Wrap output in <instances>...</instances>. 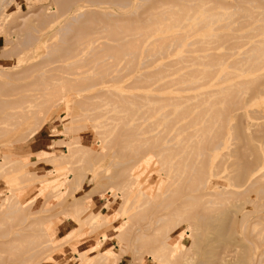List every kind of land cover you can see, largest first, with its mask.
<instances>
[{
  "label": "rangeland",
  "instance_id": "374dc122",
  "mask_svg": "<svg viewBox=\"0 0 264 264\" xmlns=\"http://www.w3.org/2000/svg\"><path fill=\"white\" fill-rule=\"evenodd\" d=\"M7 1L8 0L3 1V4L2 2L0 3V5L2 4L0 6V86H4L3 88L0 87V98L2 100H0V102H4L5 100V103L10 101V103H14L23 98H28L29 95V98H32L33 95L40 96L38 94H41L42 96L39 97L36 102L37 104L46 102V106L43 107L42 114L38 117L39 120L35 118L36 121H39L37 126L33 124L34 122H32V118L24 121V123L23 120H20L19 118L23 124L21 123L22 126L19 125L18 127L15 125L0 124V264H79L82 262L80 259L81 256L85 255L83 258L88 256L93 257L101 251L106 252L109 249L112 252H120L121 254L117 257L108 259L112 264H156L157 258H159L158 255L160 254L155 251L156 245L152 240V234L157 226L164 224L163 222H155L156 217L158 214L165 213H171L174 215L169 217V223L162 230V234L166 233L172 236V240L177 246H181L182 244L186 245L189 248L186 259H189L188 261L190 264H198L204 256H207V253H204L205 248L208 243L214 239V236H209L210 239L208 236V238L204 237L207 234L210 235V233H212L211 235H215L217 230L213 231V229H210L213 228V225L212 227L207 228L209 226L204 225L203 222L197 220L196 216L197 213L202 210L201 208L208 209L209 207H213V205L212 213L213 215L216 213V215L212 217L216 218L215 221L213 219L214 223L212 222V224L221 227L223 233H228L223 242H225V245H227L230 250L236 248L238 251L237 254H234L236 255V259L229 257V259L233 260L231 263L242 264L243 262L241 258L247 255V258L245 257L247 260H245V258L243 259L244 262L247 261V264H249V262H251L250 264H260L261 262V264H263L264 256L262 257L258 255L264 246V209L260 212L258 210V203L264 200V177H262L256 185L249 186L246 182L236 179L234 174L239 172V168L243 167V162L246 161L245 163L249 164L250 162L255 161L253 160V158H256L255 154L258 152L259 154H264V95L259 93L258 98L256 97L257 93L250 96V93L252 92H242L241 103L237 104L239 106L234 104L229 106L227 117L230 126L227 125L222 128V132L224 131L223 133L225 134V139H227L225 141L226 143L222 147L213 151L211 156L208 157L206 155L207 152H210V149H208L209 142L204 139L203 135H208L210 133L214 134L215 132V130L213 132L206 130L209 119L207 104L208 101L215 99V97L205 96L199 99L192 98L180 102L181 106H186L187 108L185 110V115L183 116L184 119L178 123L173 121L176 123L175 124L169 122V119L171 120V117L174 116V114H171L170 116L166 115L165 117L162 114L167 111L170 113L172 108H174V105H171L172 101H169L170 104H168L167 100L165 103L158 104L157 102L159 100L164 99V97H167L168 95L166 94V91L154 90V88L160 83V80L163 77L162 74L167 75L172 71H177L180 67H182V69L177 72H185L192 67H202L201 65L193 64L188 60H183L171 65L169 64L170 61L177 60L184 55V57H187L189 55L206 54L211 50L202 49V46L197 43L193 44L194 46H186L179 54L177 53L180 48H173L172 51L167 54L160 56L159 54H156V56H151L148 52L142 49L136 54L138 58L136 56L137 64L136 66H133L135 69L132 67L133 69L131 68V70L130 66L134 61L129 60V55H123L124 60L122 59L123 56L121 58L119 57L120 59L117 61L116 58L115 61L114 58L113 60L111 58L113 62L108 60V63L112 62L115 64L118 62L119 65L118 63L115 65L118 68L115 70L112 68L111 74H108L109 77H107L108 75H103V78H101L102 80L93 77L94 80H97V85L75 95L74 93H76V90H74V88L76 87V84L75 86L68 85L69 83H67V79L64 78V75L70 78L78 77V75H67L64 72L77 73L79 70L78 73H80L83 68L82 72H88L87 75L91 76L93 73H97V69L100 68L93 63V68L91 66L93 70H84V68H88L89 65L84 62L88 61V63H90L91 61H89V58L92 55L86 51L81 54L79 53L83 59L90 56L88 57V60L85 59V61L78 62L76 59L80 56L73 59L74 61H72V59L68 61L58 60V56L63 55L64 53L62 49L67 46H72L75 36L80 32L90 33L93 29V26L89 23H83L92 19L89 15L81 17L78 21L71 20L72 15H74L72 13H78L79 11H77V7L82 4L81 2L84 3L85 0H68L65 2H57L56 0ZM154 1L133 0L132 6L134 8L139 6V13L136 16H131V18L140 19L139 16H141L143 11L148 8L149 5H152ZM229 2H231V4ZM240 2L241 1L239 0H228L230 6H222L230 7V9L233 10L232 7H235L234 9H236ZM263 2V0H258V3H256L259 7V11H264ZM73 3L75 5H73ZM225 3L227 4L226 0ZM245 3H248V1L245 0ZM237 4L238 6H236ZM211 5L212 3H208V6ZM41 7L43 8L41 9ZM87 8L88 7H85L81 9V11L85 12ZM91 8L96 9L97 7L91 6ZM49 10L50 12H48ZM107 10H112L115 12V15L112 17L103 16V21L114 22L117 18H122L120 15L122 10L115 7L111 8L110 5L103 4V13ZM123 10H127V8H124ZM56 11L61 14L59 13V15ZM125 15L128 14L125 13ZM49 17H51L53 19L50 18L51 21L54 22H51ZM59 19L61 23L58 22ZM233 20L234 21L230 22L228 25L216 30V32L235 34V37L232 35L231 37H228L227 40H224L227 43L223 41V45L222 43L220 44L221 46L218 45L220 47L217 51L225 54L223 60H227L226 62L232 60L230 57L231 55H228L229 52L233 50L242 52L251 45V42L264 39V28H260L257 31L255 30L257 26L264 24V20L261 16L256 15L252 18L249 16H239L233 18ZM43 21L44 23L42 24ZM226 21L227 20L217 21L212 26L218 27L219 25L226 24ZM188 22L189 20H187L186 16L181 20L182 25H185ZM53 23L54 25H57L51 27L50 25ZM87 24L89 25L87 26ZM68 25L71 27V30L67 27ZM65 26L69 30H67ZM75 26L77 27L76 30ZM63 27H65V30L62 31V29H64ZM187 28L188 27H181L180 31H186ZM58 29H60V31H58ZM204 29H201L199 33ZM41 30H43V32ZM45 32L49 37L44 35ZM62 33L65 35L62 36ZM173 33L174 31L172 30L165 33L156 32L153 35V38L170 36ZM27 34L39 36L42 41L35 40L33 41V44L32 42L27 43ZM43 35L44 38L46 37L45 39L43 38ZM129 35H131V33L127 34L125 39L133 38V36ZM61 36L63 38L66 36V38L62 40ZM67 37H69L68 40L71 39V41H68ZM199 37H201V35L195 33L189 35L187 40L193 42ZM104 38L105 37H103V41L110 44L115 43L111 39H107L109 38L108 36L105 39ZM20 40H23L24 42L20 43ZM39 41L44 42V44H41ZM233 42H241V45L233 49ZM60 44L63 48L60 47ZM228 44H230L229 46L231 49L227 46ZM35 45L36 47H34ZM19 48L25 52H20ZM189 48L197 49L198 51L189 54ZM50 50H53V52H50ZM47 53L52 55L48 57ZM105 55L103 56V61L105 60L103 62L104 67H101L104 69L103 72L106 70L105 63H107V56ZM242 56H244V53L237 54L233 58ZM147 58L152 59H150L151 61L149 60L150 63L145 61ZM119 60L122 61L120 62ZM126 60L127 62L130 61L129 64L126 62L127 65L124 63ZM142 62L145 64H142ZM68 63L70 64V67H68ZM73 63L75 65L80 64L77 65V70H73V68H75ZM186 65L188 67H183ZM80 66H82V68ZM124 66L126 67L124 68ZM230 66L231 67H229L228 70H235L236 67L238 71H243L245 68L243 64H235V67L232 65ZM95 67L98 68L95 69ZM163 67L166 69L165 71ZM127 68L129 70H127ZM26 69L29 71L25 72ZM49 69L50 71H47ZM62 69L64 72H62ZM117 69H119L118 72ZM120 71L123 72L121 73ZM8 72L11 74L10 76ZM42 72L44 74H42ZM147 72L151 75L148 74L147 76ZM6 73L9 77L6 76ZM255 73L256 75L254 78H256V87H258V89L262 88L260 86L264 87V84H262L264 82V66ZM40 75L42 76L40 77ZM51 77L56 78H54V80ZM115 77L116 79H114ZM38 78H40V80ZM137 78L140 81L137 82ZM63 80L65 82H63ZM155 80L159 81L154 82ZM215 80L217 83L213 87L205 88L204 90L218 89L219 87L227 85L229 82H234L237 79L221 80L219 75L216 74ZM134 81H136V83H134ZM258 81L261 82L260 84L262 85H259ZM35 82H38L40 86L38 83L35 84ZM146 82L147 84L152 82L154 84L151 86L149 85L150 87H146ZM28 83L35 87L39 86V89H34V86L32 87L30 84L31 87L28 88ZM140 84L142 87H139ZM144 85L146 86L144 87ZM22 86L25 91L19 93L21 90L19 87ZM51 86L52 88L50 89ZM65 87H68L69 89ZM13 88L15 89L11 93V89L13 90ZM78 88H80V86L78 87L77 85L76 89L78 90ZM16 89H19V91L17 92ZM48 90L53 91V93ZM28 92L31 93L29 94ZM33 92L35 94H32ZM42 92L45 94H42ZM80 94L82 95L81 97ZM244 96L246 98H244ZM153 102H155V104ZM216 105H218L217 107H219V105L221 106L220 103ZM216 105L214 106L215 108ZM7 111L12 110L7 109ZM238 114L244 117L241 118ZM2 117H4V113H0V118ZM13 121L15 123V121L18 120L13 119ZM181 123L185 124L184 127L182 126L180 128L179 125ZM3 127L6 128L3 129ZM34 128L36 129V132L35 135L32 136L31 131ZM260 131H262V134ZM255 133L258 135V138L254 135ZM239 134L240 136L244 135V137L241 136V138ZM183 139H185V141ZM181 140L184 141V143ZM202 140L204 142H202ZM186 142L187 144H185ZM248 142H250V144H248ZM140 144H144V146H141ZM257 144L260 150L255 148ZM253 145L255 146L253 147ZM203 147L206 149L205 151L203 150ZM68 148H72L76 153H73L68 159H65L67 157H64V154L67 152ZM200 152L203 154H200ZM145 155L150 157L148 158L150 163L148 162L147 157L144 159L148 163L142 158ZM241 156H243L242 159ZM141 158L143 160L140 161V164H137L136 162ZM65 161H67V163ZM167 163L169 164L167 165ZM134 164H137V166L135 167ZM245 165V167H248L247 164ZM63 166H66L64 170L62 169ZM51 170H55V172H51ZM134 170L136 171L133 172ZM27 171L29 173L32 172V175L30 173L26 176L24 173H28ZM130 173L133 174L131 175ZM137 175H140L139 178ZM14 177H20V181H27L28 179L29 181L25 183V181L20 182L18 180L17 182L12 183L11 180ZM41 180H50L54 185L52 187L49 186L50 188L45 186L46 188L43 187L41 189L38 187L37 183H40ZM204 182L208 185L205 188L198 190L197 186L201 185L203 187L202 183ZM80 184L82 186L78 189ZM67 188H69L68 195L66 193V195L64 194L65 196H63L62 194ZM110 188H112L114 192L111 191ZM130 189L132 190V193H130ZM253 189L254 191H252ZM140 190L142 192H147L146 194H149L150 192L152 197L151 194L149 195L150 197L145 196L144 194L139 197L141 200L140 203L143 204L141 208L144 210L141 209L142 211L138 212L139 215L137 214L127 223L126 219L121 216V207L124 202L127 203L128 206H133ZM88 192L92 193V196L87 200L90 205L89 209L81 212L79 215H77L78 213L66 214L67 211L70 212L69 208L72 201ZM206 192L207 197L205 195L201 199L198 197V195L201 196V194H206ZM211 193L214 194V204L208 202V200H210L209 198H211ZM188 194L189 197L187 198ZM190 195H197V197L193 196L194 199L196 197L198 198L197 201H199V199L201 201L200 204L196 201L197 204L195 203L194 206L201 205V208L196 207V209H193V213L188 211L190 209L189 207H191V209L194 208L193 205V207L191 206L193 199L191 200ZM256 195L257 198H255ZM127 198L128 200L126 202L125 200ZM189 198L190 200L188 202L192 201L190 205L185 202V200ZM10 201L16 203L20 207V210L14 214H11L8 208ZM160 203L163 206L160 205ZM158 204L161 209L158 208ZM21 207L23 208L21 209ZM157 209L158 212L155 214ZM92 211L99 212L100 214H108V216L103 219L99 217L98 219L90 221L88 218ZM118 211H120V213ZM133 212H135V210ZM5 213H7V216ZM260 213L263 215L261 218L258 217V214ZM75 214L79 217L78 220V217L76 218ZM246 216L249 217L247 218ZM197 223H200V227ZM126 224V230L124 229V231L127 232L126 236H123L122 238L118 237L119 231L116 228L120 225ZM244 224L246 225V229L244 228ZM19 228L23 229L20 230ZM197 228L199 230H197ZM15 231L20 232L21 235L15 236ZM140 235L146 236L137 240ZM136 236L138 238H136ZM65 237L69 238L65 239ZM254 237L257 239H253ZM14 238L15 241L13 243L6 245L10 239ZM51 238H53V240H50ZM120 238L123 239L122 244L127 248L126 253H121L122 245ZM134 238H136V240ZM48 240L50 241L47 242ZM206 240L207 242H205ZM52 241L54 242L52 243ZM98 242L100 243V247H97ZM243 242H246L249 245H246L245 247ZM251 242H253L254 246ZM36 244L35 253L32 250L28 251L31 245L34 246ZM247 249L248 251H246ZM253 249L255 251H253ZM153 250L155 252H152ZM243 250L245 253L249 252L250 254L246 253L245 255ZM111 251H108V253H111ZM262 251H264V249ZM164 260L169 261L168 259ZM185 261L186 260L182 263H185ZM87 263L94 264V260L92 258H87ZM243 264H246V262Z\"/></svg>",
  "mask_w": 264,
  "mask_h": 264
},
{
  "label": "bare ground",
  "instance_id": "6f19581e",
  "mask_svg": "<svg viewBox=\"0 0 264 264\" xmlns=\"http://www.w3.org/2000/svg\"><path fill=\"white\" fill-rule=\"evenodd\" d=\"M3 1L5 0H0V3L2 2L3 4ZM9 1V0H8ZM7 1V2H8ZM57 2H65V1H68V0H56ZM72 1H76V0H72ZM79 1V0H77ZM145 1H149V0H145ZM154 1V0H153ZM230 1V0H229ZM236 1V0H235ZM241 1L239 6L238 4L236 6V9H234L235 7H232L233 10L230 9V7H225V6H222V5H229L231 4V2L228 3V0H226L227 4L225 3V0H155L154 3L152 5H149L148 8H146L144 11H143V14L140 17V19H133L131 18V16H136L138 13H139V6L134 8L132 6V2L133 0H85V2H81L82 4L79 5L77 7V11H79L78 13H72L74 15H72L71 17V20L72 21H78L81 17L83 16H86V15H89L92 19H90L89 21H85L83 23H89L90 25L93 26V29L91 30L90 33H79L77 36H75L74 38V42H72V46H67L65 48L61 47V44H60V47L63 48L62 50L64 51L63 55H59L58 56V60H62V61H68V60H71L74 61L73 59H76L78 56H80V54L84 51L88 52L89 54L91 53V57L89 58V61H91L90 63L87 62H84L88 65V68H84L85 71H87L88 69H92L93 68V65L96 64L98 65L100 68L98 67H95L98 68V72L97 73H93V75L89 76L87 75L88 72H82L83 68L82 66H80L81 68V72L78 73H75V72H64L63 69H62V72L66 73L67 75H78V77H75V78H70V77H67L64 75V78L67 79V83H69L68 85L70 86H75L76 84V87L78 85V87L80 86V88H78V90L76 89V87L74 88V90H76V93H74L75 95L76 94H79L81 91H85L95 85H97V80H94V78L96 79H99V80H102L101 78H103V75H110L111 74V70L112 68H114V70L116 68H118L117 66V63L113 64L112 60L114 58V61H115V58H116V61L118 59H120L123 55H129L130 56V59L131 61H134L132 62L133 64L135 65H131L130 66V70L133 66H136L137 64V60H136V54L139 53L140 50L144 49L146 52H148L151 56L152 55H155L156 54H159L160 55H164V54H167L169 52L172 51V49H177V48H180V50H178V53H181V51L186 47V46H191L193 44H197L199 43L202 47V49H208V50H211L209 53H206V54H200V55H189L187 57H180L179 59L177 60H172L169 62V64H175V63H179L183 60H188L190 62H192L193 64H199L201 65L202 67H197V68H194L192 67L191 69L185 71V72H177L179 70L182 69V67H180L177 71H172L171 73L167 74V75H163L162 74V78L160 80V83L157 84L154 88V90H164L166 91V94L168 95L167 97H164V99H161L159 100L157 103L158 104H162V103H165V101L167 100L168 101V104H170L169 101H172L171 105H174V108H172V110L170 111V113L165 112V113H162L163 116L165 117L166 115L170 116L171 114H174V116L171 117V120L169 119V122L170 123H178L179 121L183 120V116L185 115V110H186V106H181L180 105V102H182L183 100H186V99H192V98H202V97H205V96H214L215 99H212L210 101H208V104H207V108H208V114H209V119H208V127L206 128L207 131L209 132H214V134L210 133L208 135H203L204 139L207 140L209 142V148L210 149L209 151L211 152H207V155L206 156H211L212 152L215 151L216 149L222 147L226 142L227 139H225V134L222 132V128L225 127V126H230V123H229V120H228V117H227V113H228V108L230 105L234 104V105H237V104H240L241 103V93L242 92H252L250 93V96L253 94L255 95L256 93V97L259 98V93L264 95V90H263V86H260L262 88H259L256 87L255 85V81H256V78H254V76L256 75L255 72L259 71L261 69L262 66H264V39H260V40H255V42H251V45L246 48L244 51H238V50H233L231 52L228 53V55H231L230 57L232 58L231 61H224V57H225V54L224 53H221L219 51H217L219 49V47L221 46L220 44L222 43L223 45V41L224 40H227L228 37H231L232 35H234L235 37V34H231V33H222V32H216V30H218L219 28L221 27H224L225 25H228L230 22H233V18H236V17H239V16H249V17H254L256 15L258 16H261L264 20V11H259L258 10V6L256 5V3H258V0H253V1H248V3H245V0L243 2V0H239ZM262 1V0H261ZM264 1V0H263ZM238 2V1H237ZM11 3V2H10ZM54 3V1H53ZM56 3V2H55ZM208 3H212L211 6H208ZM235 3V2H234ZM264 3V2H263ZM1 4V5H2ZM65 4V3H64ZM78 4V3H77ZM76 4V5H77ZM80 4V2H79ZM103 4H106V5H110V7H115L119 10H122V13H120V15L122 16V18H117L114 22L113 21H103V16L104 17H112L115 15V12H113L112 10H107L103 13ZM0 5V6H1ZM73 5H75L73 3ZM71 6V5H70ZM91 6H96L97 8L96 9H93L91 8ZM264 6V4H263ZM49 7V6H48ZM47 7V8H48ZM61 7V6H60ZM73 7V6H72ZM85 7H88L87 10L84 12V11H81V9L85 8ZM90 7V8H89ZM169 7H172V8H169ZM262 7V6H261ZM43 7H41L42 9ZM65 8V7H64ZM75 8V6H74ZM124 8H127V10H123ZM40 9V10H41ZM61 9V8H60ZM99 9V10H97ZM106 9V8H104ZM47 10V9H46ZM56 10H59V9H56ZM66 10V9H65ZM85 10V9H84ZM71 11V10H70ZM73 11V10H72ZM47 12V11H46ZM50 12V10L48 11ZM57 12V11H56ZM63 12V11H62ZM65 12V11H64ZM76 12V11H75ZM58 14L60 12H57ZM67 13V11H66ZM128 14V15H125ZM61 14V13H60ZM59 14V15H60ZM65 14V13H64ZM50 15V14H49ZM67 15V14H66ZM117 15V14H116ZM5 16V14H4ZM3 16V17H4ZM71 16V15H70ZM186 16L187 17V20H189V22L185 25H182L181 24V20L182 18ZM2 17V18H3ZM6 17V16H5ZM53 17V16H52ZM66 17V16H65ZM119 17V16H118ZM27 18V17H26ZM26 18H23V19H26ZM51 17H49L50 19ZM52 19V18H51ZM50 19V21H51ZM53 20V19H52ZM57 20V19H56ZM220 20H227L226 21V24H223V25H219L218 27H215V26H212L215 22L217 21H220ZM38 21V20H37ZM36 21V22H37ZM51 22H54V21H51ZM49 22V23H51ZM60 22V19L59 21ZM57 22V23H58ZM71 22V21H70ZM69 22V23H70ZM1 23V22H0ZM44 23V21L42 22V24ZM56 23V22H55ZM61 23V22H60ZM73 23V22H71ZM70 23V24H71ZM78 23V22H77ZM87 24V26L89 25ZM54 23L51 24L50 26L53 27ZM57 25V24H55ZM54 25V26H55ZM59 25V24H58ZM77 26V25H76ZM75 26V30H76V27ZM49 27V26H48ZM66 27V26H65ZM65 27H63L65 30ZM70 30H71V27H69V25L67 26ZM66 27V28H67ZM181 27H188L186 31H180V28ZM62 28V27H61ZM60 28V29H61ZM67 28V30H69ZM206 28V29H204ZM260 28H264V24H261L259 26L256 27V31L259 30ZM1 29V28H0ZM60 29H58V31H60ZM201 29H204L201 33H199L201 31ZM29 30V29H27ZM66 30V32L68 33V31ZM174 31V33L170 36H162V37H159V38H153V35L156 33V32H160V33H165L167 31ZM43 32V30H41ZM45 31V30H44ZM48 31V29H47ZM80 31V30H79ZM33 32V31H32ZM61 33V32H60ZM64 33V32H63ZM61 34L62 36L65 35V34ZM104 33V34H103ZM129 36H133V38H128V39H125L126 35L127 34H130ZM195 33H198L199 35H201V37L195 39L193 42H189L187 40L188 36L191 35V34H195ZM40 34V33H38ZM47 33L45 32L44 35H46ZM44 35H43V38H44ZM14 36V35H13ZM48 36V35H46ZM61 36V37H62ZM67 36V34H66ZM66 36H64V38L62 37L61 39L64 40L66 38ZM109 37L107 39H111L112 41H114L115 43L113 44H110L106 41H103V37ZM49 37V36H48ZM47 37V38H48ZM237 37V36H236ZM18 38V37H17ZM27 38V43H31L33 44V41L35 40H40L42 41L41 37L39 36H34L32 34H27L26 36ZM46 38V37H45ZM44 38V39H45ZM69 37H67V40H68ZM72 38V37H71ZM104 38V39H105ZM73 39V38H72ZM230 39V38H229ZM25 40V39H24ZM61 40V41H62ZM19 41V40H18ZM39 41V42H40ZM68 41H71L68 40ZM68 41H65V42H68ZM24 42L23 40L21 41L20 40V43ZM26 42V41H25ZM39 42H38V45H39ZM64 42V41H62ZM225 42V41H224ZM41 44L44 42H40ZM227 43V42H225ZM224 43V44H225ZM231 43V42H230ZM25 44V43H23ZM21 44V45H23ZM36 44V43H35ZM40 44V45H41ZM220 45V46H218ZM230 44H228L227 46L230 48L229 46ZM241 45V42H233L232 43V46H233V49L234 48H237ZM52 46V45H51ZM64 46V45H62ZM194 46V45H193ZM24 47V46H23ZM36 47V45L34 46ZM59 47V45H58ZM200 47V46H199ZM226 47V46H225ZM22 48V46H21ZM33 48V47H32ZM60 48V49H61ZM17 49V48H16ZM28 49V48H27ZM36 49V48H35ZM34 49V50H35ZM187 49V48H186ZM231 49V48H230ZM20 50V48H19ZM32 50V49H31ZM57 50V49H56ZM116 50V51H115ZM24 50H20V52H22ZM53 52V50H50V52ZM59 51V50H57ZM103 51H104V54H103ZM115 51V52H114ZM186 51V50H185ZM195 51H198L197 49H193V48H189L188 49V52L189 54L191 53H194ZM203 51V50H201ZM25 52V51H24ZM31 52V51H30ZM33 52V51H32ZM113 52V53H111ZM28 53V52H27ZM80 53V54H79ZM227 53V52H226ZM241 53H244V56L242 57H238V58H233L235 55L237 54H241ZM29 54V53H28ZM35 54V53H34ZM86 54V53H85ZM106 54V55H105ZM141 54V53H140ZM48 57L51 56L50 54H48ZM107 56V63H108V60H111L112 58V62H109L108 65L107 63H105V67H106V70L103 72V68L101 67H104L103 66V56ZM145 55V54H144ZM34 56V55H33ZM32 56V58H33ZM154 56V57H155ZM227 56V55H226ZM84 57V55H83ZM86 57V56H85ZM88 57H86L85 59L88 60ZM120 57V58H119ZM30 58V57H29ZM31 58V59H32ZM110 58V59H109ZM135 58V60H134ZM138 58V56H137ZM27 59V58H26ZM85 59H83L81 56L78 57L76 60L79 62L81 61H85ZM106 59V58H105ZM124 60V56L122 58ZM133 59V60H132ZM145 59V58H144ZM151 58H147V61L148 63L149 60ZM229 59V58H228ZM128 60V59H127ZM127 60L124 62L126 64ZM152 60V59H151ZM150 60V61H151ZM26 61V60H25ZM71 61V62H72ZM120 62L122 60H119ZM49 62V61H48ZM130 62V61H129ZM129 62H127L129 64ZM70 63V62H69ZM68 63V67H70V64ZM94 63V64H93ZM112 63V64H111ZM147 63V65H148ZM77 64V63H76ZM142 64H145L142 62ZM235 64H243L245 66L244 70L243 71H238V69H236L235 67ZM73 65L75 66V68H73V70H75L77 68V65H80V64H77L75 65L73 63ZM86 65V66H87ZM119 65V63H118ZM124 65V64H123ZM127 65V64H126ZM230 65L234 66L235 67V70H228L229 67H231ZM92 66V68H91ZM1 67V66H0ZM19 67V66H17ZM40 67V66H39ZM67 67V66H66ZM79 67V66H78ZM85 67V66H84ZM126 66H124L125 68ZM183 67H188L187 65L186 66H183ZM233 67V68H234ZM123 68V69H124ZM129 68V67H128ZM127 68V70H129ZM135 69V67H133ZM132 68V69H133ZM160 68V67H159ZM164 68V67H163ZM2 69V68H1ZM35 69V67H34ZM57 69V68H56ZM67 69V68H66ZM65 69V70H66ZM122 69V70H123ZM32 70V69H31ZM37 70V69H36ZM77 70V69H76ZM93 70V69H92ZM96 70V71H97ZM113 70V71H114ZM160 70H163V69H160ZM166 69L164 68V71ZM168 70V69H167ZM1 71V70H0ZM8 71V70H7ZM26 71H29L28 69L25 70ZM47 71H50L47 70ZM112 71V72H113ZM119 71V69H117V72ZM126 71V70H125ZM4 72V71H3ZM6 72V71H5ZM23 72V71H22ZM31 72V71H30ZM116 72V71H115ZM121 72V71H120ZM123 72V71H122ZM121 72V73H122ZM163 72V71H161ZM41 73V72H40ZM144 73V72H143ZM7 74V73H6ZM9 74V72H8ZM8 74L6 76H8ZM42 74H44L42 72ZM118 74V73H117ZM124 74V73H123ZM145 74V73H144ZM148 74L150 73H146V75L148 76ZM216 74L219 75V78H221V80H228V79H237L236 81L234 82H229L227 85H224V86H221L219 87L218 89H213V90H204L205 88H210V87H213L217 82L215 80V76ZM11 74H9L10 76ZM14 75V74H12ZM20 75V74H19ZM28 75V74H27ZM57 75V74H56ZM109 75L107 77H109ZM119 75V74H118ZM122 75V74H121ZM151 75V74H150ZM8 76V77H9ZM16 76V75H14ZM42 75H40L41 77ZM54 76V75H53ZM123 76V75H122ZM156 76V75H155ZM5 77V76H4ZM18 77V75H17ZM38 77V76H37ZM44 77V76H43ZM57 77V76H56ZM56 77H51L52 79L56 78ZM61 77V76H59ZM105 78V77H104ZM120 78V76H119ZM143 78V77H141ZM40 80V78H38ZM61 79V78H60ZM116 79V77L114 78ZM136 79V78H135ZM134 79V80H135ZM158 79V78H157ZM260 79V78H259ZM55 80V79H54ZM153 80V79H151ZM159 80H155L154 82H158ZM137 82L140 81L136 80ZM136 81H134V83H136ZM48 82V81H46ZM50 82V81H49ZM63 82H65L63 80ZM62 82V83H63ZM90 82V83H88ZM148 82V81H147ZM146 82V84H147ZM259 82V81H258ZM263 82V81H262ZM34 83V82H33ZM38 82H35V84H37ZM78 83V84H77ZM144 83V82H143ZM150 83V82H149ZM221 83V82H220ZM261 82H259V85H262L264 84V82L262 84H260ZM28 83V88L32 86V84ZM39 84V83H38ZM44 84V83H43ZM47 84H50V83H47ZM53 84V83H52ZM66 84V83H65ZM145 84V83H144ZM152 84H154L153 82L150 83V84H147L144 85V87H148L149 85L151 86ZM8 85V84H7ZM27 85V84H26ZM24 86V85H23ZM22 87H19V89H21L19 91V89L17 90V92L19 91L22 92V91H25V89ZM34 86V85H33ZM32 86V87H33ZM40 86V84H39ZM38 86V87H39ZM47 86V85H46ZM50 86V85H49ZM65 86V85H64ZM69 86V88H70ZM149 86V87H150ZM258 86V85H257ZM2 87V85L0 86ZM4 87V86H3ZM2 87V88H3ZM38 87H35L34 86V89L38 88ZM139 87H142L141 84L139 85ZM1 88V89H2ZM26 88V86H25ZM52 88V86L50 87V89ZM59 88V87H58ZM61 88V87H60ZM65 88H68V87H65ZM68 88V89H69ZM15 88H13V90L11 89V93L14 91ZM23 89V90H22ZM32 89V88H31ZM30 89V90H31ZM33 89V90H34ZM39 89V88H38ZM44 89V88H42ZM48 89V88H47ZM64 89V88H63ZM72 89V87H71ZM70 89V90H71ZM145 89V88H143ZM262 89V90H261ZM3 90V89H2ZM15 90V92H16ZM27 90V89H26ZM45 90V89H44ZM43 90V91H44ZM57 90V89H56ZM4 91V90H3ZM49 91V90H48ZM47 91V93H48ZM100 91V90H99ZM51 93H53V91H49ZM69 92V91H68ZM8 93V92H7ZM29 93V92H28ZM31 93V92H30ZM29 93V94H30ZM38 93V92H37ZM40 93V92H39ZM46 93V94H47ZM255 93V94H254ZM23 94V93H22ZM32 94H35L34 92ZM31 94V96H32ZM42 94H45L42 92ZM50 94V93H49ZM69 94V93H68ZM102 94V93H101ZM104 94V93H103ZM106 94V93H105ZM115 94V93H114ZM40 96H37V95H33L32 98H23L21 100H18L14 103H10V102H6L5 103V100L4 102H0V113H4V117L0 118V124H5V125H15V126H19L24 123V121H27L29 119H33L32 122H34L33 124L35 126L38 125V122L39 121H36L35 118L38 119V117L40 116V114H42V110H43V107L46 106V102H43V103H39L37 104L36 100L41 97L42 95L41 94H38ZM100 95V94H99ZM118 95V94H117ZM116 95V96H117ZM78 96V95H77ZM82 95L80 94V97ZM249 96V97H250ZM261 96V95H260ZM45 97V95H44ZM99 97V96H98ZM111 97V96H110ZM12 98V97H11ZM244 98H246L244 96ZM248 99V98H247ZM1 100V98H0ZM102 100V99H101ZM112 100V99H111ZM116 100V99H115ZM114 100V101H115ZM150 100V99H149ZM152 100V99H151ZM243 100V99H242ZM250 100V99H249ZM253 100V99H252ZM2 101V100H1ZM96 101V100H95ZM146 102V101H144ZM9 103V104H7ZM155 104V102H153ZM205 103V102H204ZM221 104V106L219 105V107H217L218 105L216 104ZM123 104V103H122ZM182 104V103H181ZM216 105V108L214 107ZM113 106V105H111ZM129 106V105H128ZM161 106V105H160ZM165 106V105H164ZM239 106V105H237ZM244 106V104H243ZM163 107V106H162ZM122 108V107H121ZM7 109H11L12 111H7ZM150 109V107H149ZM195 109V108H194ZM159 110V109H158ZM94 111V110H93ZM100 111V110H99ZM153 111V110H152ZM203 111V110H202ZM234 111V110H233ZM232 111V112H233ZM237 111V110H236ZM245 113V112H244ZM246 114V113H245ZM124 115V114H123ZM239 115V114H238ZM242 115V113H241ZM239 115V117L241 116ZM162 116V115H161ZM129 117V116H128ZM144 117V116H143ZM232 117V116H231ZM244 117V116H243ZM241 116V118H243ZM23 120V123L19 120ZM13 119H17L18 121H13ZM35 119V120H34ZM143 119V118H142ZM197 119V118H196ZM163 121V120H162ZM161 121V122H162ZM175 121V122H173ZM231 122V121H230ZM22 123V124H21ZM31 123V122H30ZM101 123V122H100ZM103 123V122H102ZM129 123V122H128ZM175 123V124H176ZM255 123V122H254ZM257 123V122H256ZM184 124L185 123H181L179 125V127L181 128L182 126L184 127ZM244 124V123H242ZM129 125V124H127ZM126 125V126H127ZM138 126V125H137ZM165 126V125H164ZM246 126V125H245ZM9 127V126H7ZM16 127V128H17ZM110 127V126H109ZM113 127V126H112ZM178 127V128H179ZM6 127H3V129H5ZM28 128H29V125H28ZM189 128V127H188ZM217 128V129H216ZM243 128H244V125H243ZM1 129V128H0ZM19 129V128H18ZM109 129V128H108ZM107 129V130H108ZM105 130V129H104ZM177 130V129H176ZM179 130V129H178ZM183 130V129H182ZM254 130V129H253ZM264 130V129H263ZM262 130V131H263ZM8 131V130H6ZM18 131V130H17ZM152 131V130H151ZM150 131V132H151ZM241 131V130H240ZM257 131V130H256ZM259 131V130H258ZM262 131L261 134H262ZM10 132V131H8ZM35 132H36V129L34 128L32 131H31V134L32 136L35 135ZM149 132V133H150ZM204 132V131H203ZM254 132V131H253ZM6 133V132H5ZM11 133V132H10ZM241 133V132H240ZM247 133V132H246ZM258 133V132H257ZM159 134V132H158ZM182 134V133H181ZM253 134V133H252ZM260 134V133H259ZM264 134V133H263ZM5 135V134H4ZM30 135V134H29ZM28 135V136H29ZM142 135V134H140ZM194 135V134H193ZM248 135V133H247ZM256 135V137L258 136L256 133L254 134ZM31 136V135H30ZM177 136V135H176ZM184 136V135H183ZM197 136V135H195ZM240 136V134H239ZM242 137H244V135H241ZM240 136V137H241ZM260 136V135H259ZM156 137V136H155ZM237 137V136H236ZM241 137V138H242ZM249 137V136H248ZM252 137L254 138V136L252 135ZM173 138V137H172ZM171 138V139H172ZM258 138V137H257ZM154 139V138H153ZM176 139V138H175ZM250 139V137H249ZM248 139V140H249ZM256 139V138H255ZM254 139V140H255ZM185 141V139H183ZM251 140V139H250ZM160 141V140H159ZM164 141V140H163ZM182 141V140H181ZM184 141H182L184 143ZM201 141V140H200ZM206 141V142H207ZM264 141V140H263ZM180 142V141H179ZM181 142V143H182ZM202 142H204L202 140ZM251 142V141H250ZM250 142H248V144H250ZM69 143V142H68ZM142 143V142H141ZM175 143V142H174ZM173 143V144H174ZM180 143V144H181ZM263 143V142H262ZM139 144V143H137ZM154 144V143H153ZM187 144V142L185 143ZM256 144V143H255ZM68 145V144H67ZM141 145V144H140ZM171 145V144H170ZM184 145V144H183ZM141 146H144L141 145ZM180 146V145H179ZM178 146V147H179ZM255 145H253L254 147ZM258 144L255 146V148L259 149V146ZM158 147V146H157ZM155 147V148H157ZM167 147V146H165ZM139 149V148H138ZM184 149V148H183ZM200 149V148H199ZM103 150V149H102ZM203 150L205 151L206 149H204L203 147ZM202 150V151H203ZM260 150V149H259ZM257 150V151H259ZM165 151V150H164ZM184 151V150H182ZM254 151V150H253ZM131 152V151H130ZM235 152V151H234ZM237 152V150H236ZM73 153H76L74 152V150L72 148H68L67 152L64 154V157H67L65 159H68V157H70L71 155H73ZM256 153V152H255ZM199 154V153H198ZM200 154H203L200 152ZM199 154V155H200ZM238 154V152H237ZM244 154V153H243ZM250 154V153H249ZM236 155V154H235ZM256 155V158H253V160H255L254 162H250L249 164L248 163H245L243 162L242 165L243 167L239 168L238 169V173L236 172V174H234L236 176V179L240 180V181H244L247 183V185L249 186H253L254 184L256 185L257 183H259V180L264 177V154H259V152ZM7 156V155H6ZM60 156V155H59ZM148 156V154H147ZM146 155L144 157H142L143 159L147 157ZM149 156H153V155H149ZM246 156V155H245ZM62 157V156H60ZM175 157V156H174ZM205 157V156H204ZM243 156H241V159H242ZM140 159L139 161H137L136 163L137 164H140V161H142L143 159ZM150 157H147V160L149 162V159ZM240 158V156H239ZM7 159V158H6ZM70 159V158H69ZM144 159V160H145ZM248 159V158H246ZM244 159V160H246ZM252 160V159H251ZM58 162V161H56ZM67 163V161H65ZM146 162V160H145ZM146 162V163H148ZM176 162V161H175ZM193 162V161H192ZM248 162V161H247ZM16 163V162H15ZM14 163V164H15ZM20 163V162H19ZM122 163V162H121ZM150 163V162H149ZM219 163V162H218ZM137 164L134 166L136 167ZM144 164V162H143ZM160 164V163H159ZM165 164V163H164ZM169 163H167L168 165ZM192 164H196V163H192ZM220 164V163H219ZM238 164V162H237ZM247 164L248 167H245ZM13 165V164H11ZM141 165H142V162H141ZM224 165V164H223ZM231 165V164H230ZM229 165V166H230ZM245 165V166H244ZM140 166V165H139ZM138 166V168H139ZM184 166V165H183ZM193 166V165H192ZM221 166V165H220ZM219 166V167H220ZM228 166V165H227ZM141 167V166H140ZM14 168V167H13ZM66 168V166H63L62 169L64 170ZM132 168V167H131ZM149 168V167H148ZM170 168V167H169ZM172 168V167H171ZM176 168V167H175ZM192 168V167H191ZM236 168V170H237ZM137 169V168H136ZM194 169V168H193ZM131 170V169H130ZM221 170V169H219ZM136 170H134L133 172H135ZM211 171V170H210ZM28 172V171H27ZM34 172V171H33ZM51 172H55V170H51ZM67 172V171H66ZM132 172V170H131ZM144 172V170H143ZM169 172V171H168ZM31 175H32V172H30ZM29 172L28 173H24L26 174V176L28 174H30ZM50 173V172H49ZM123 173V172H122ZM67 174V173H65ZM131 174V173H130ZM133 174V173H132ZM131 174V175H132ZM163 174V172H162ZM179 174V173H178ZM68 175V174H67ZM142 175V174H141ZM212 175V174H211ZM232 175V176H234ZM36 176V175H35ZM135 176V175H134ZM138 176V175H137ZM137 176H136V179H137ZM140 176V175H139ZM138 176V178H139ZM164 176V175H163ZM167 176V174H166ZM182 176V175H181ZM189 176V175H188ZM38 177V176H37ZM230 177V176H229ZM20 178V177H19ZM18 177H14L11 182L14 183V182H17L19 180ZM23 178V177H22ZM39 178V177H38ZM48 178V177H47ZM234 178V177H233ZM26 179V178H24ZM194 179V178H193ZM27 180V179H26ZM31 180V179H30ZM93 180V179H92ZM20 181V180H19ZM25 181V180H24ZM24 181H20V182H24ZM29 179L26 182H28ZM40 181V180H39ZM137 181V180H136ZM201 182V181H200ZM38 183V187H40L41 189L44 187H52L54 185V183L50 180H46V181H43L41 180V182H37ZM133 183V182H132ZM131 183V184H132ZM261 183V182H260ZM45 184V185H44ZM130 184V183H129ZM203 184V187L200 185V186H197V189H201V188H205L208 184L206 182L202 183ZM44 185V186H43ZM134 185V184H133ZM14 186V185H13ZM46 186V187H45ZM82 185L80 184L79 188L81 187ZM49 187V188H50ZM113 187V186H112ZM128 187V186H126ZM134 187V186H133ZM140 187V186H139ZM114 188V187H113ZM168 188V187H166ZM111 191L112 188H110ZM115 189V188H114ZM135 189V188H133ZM165 189V188H164ZM65 190V189H64ZM69 188H67L66 191L61 192L63 193L62 195L65 196L66 193L68 195V191ZM77 190V189H76ZM264 190V189H263ZM262 190V191H263ZM130 193H132V190L130 189ZM254 191V189L252 190ZM260 191V190H259ZM10 192V191H9ZM114 192V191H113ZM155 192V191H154ZM147 192H142L141 190L139 191L138 193V197L136 198V202L133 206H128L127 203L124 202V204L122 205V210L121 211V216L126 219L127 223L130 222V220L133 219L134 216H136L138 214V212L142 211L141 208L142 207V203H140V196L141 195H145V196H149L151 193L149 192V194H146ZM162 193V192H161ZM165 193V192H164ZM65 194V195H64ZM156 194H159V193H156ZM175 194V193H174ZM254 194V193H253ZM261 194V193H259ZM45 195V194H44ZM204 195L206 196L207 195V192L206 194H201L198 195V197L201 199L202 197H204ZM209 195V194H208ZM249 195H250V192H249ZM262 195V194H261ZM92 196V193L91 192H88L87 194L83 195V196H80V197H77L75 198L71 205H70V212L67 211L66 214H73V213H78L77 215H79L81 212H84L86 210L89 209L90 205L89 203L87 202V200ZM134 196V194H133ZM132 196V197H133ZM167 196V195H166ZM182 196V195H181ZM193 196H196L197 195H193ZM190 195L191 197V202H188L190 200L187 199L185 200L186 204H189L191 203V206L195 205V203L197 204V202L200 204V199L199 201H197L198 198L194 197ZM252 196V195H251ZM76 197V196H75ZM136 197V196H135ZM150 197V196H149ZM151 197H152V194H151ZM160 197V196H159ZM158 197V198H159ZM189 197V194L187 195V198ZM207 197V196H206ZM210 197L209 198L210 200H208V202L214 204V201L215 198L214 197V194L211 193L210 194ZM238 197V196H237ZM260 197V195H259ZM134 198V197H133ZM155 198V197H154ZM186 198V197H185ZM250 198V197H249ZM257 198V195L256 197ZM262 198V197H261ZM19 199V198H18ZM9 200V199H8ZM61 200V199H60ZM128 198L125 200L127 202ZM134 200V199H133ZM146 200V199H145ZM152 200V199H151ZM150 200V201H151ZM195 200V201H194ZM251 200V199H249ZM132 201V199H131ZM130 201V202H131ZM197 201V202H196ZM157 202V201H156ZM163 202V201H161ZM10 205L8 206L11 214L13 213H16L18 210H20L19 208V205H17L16 203L10 201L9 202ZM155 203V202H154ZM194 203V204H193ZM222 203V202H221ZM238 203V202H237ZM150 204V203H149ZM173 204V203H171ZM259 204V207H258V210L261 212L263 209H264V200ZM160 205H162L160 203ZM170 205V204H169ZM168 205V206H169ZM183 205H184V202H183ZM188 205V206H189ZM163 206V205H162ZM161 206V207H162ZM192 206V207H193ZM201 206V205H200ZM200 206L196 205L197 208H199ZM235 206V205H234ZM196 207L194 206V208L191 209V207H189L190 209L188 211H193V209H196ZM214 207V205H213ZM213 207H209L208 209L207 208H201L200 212L197 213V220H199L200 222H203L204 225H207L209 227L207 228H210L212 227L213 225V228H210L211 230L213 229L214 230H217L216 234L214 235H211L212 233L207 234L204 238H208L209 236H214V239L208 243L207 247L205 248V254L207 253V256L203 257V259L201 261L198 262V264H232L231 261L233 262V260L229 259V257H233L232 259H236V255L234 254H237V249H229V247L227 245H225V242L224 239H225V236L226 234L228 233H223L221 230V227L219 226H214V224H212V222L214 223L215 221V218H213L216 213H214L215 215H213L212 213V209ZM23 207H21L22 209ZM158 208L159 207V204H158ZM235 208V207H234ZM239 208V207H238ZM237 208V209H238ZM137 209V210H136ZM161 209V208H160ZM159 209V210H160ZM164 209V208H163ZM135 210V212H133ZM144 210V209H143ZM229 210V209H228ZM254 210V209H253ZM120 211H118L120 213ZM196 211V210H195ZM158 212V209L157 211L155 212V214H157ZM197 212V211H196ZM256 212V211H255ZM264 212V211H263ZM193 213V212H192ZM191 213V214H192ZM195 213V212H194ZM212 215H211V214ZM254 213V212H253ZM252 213V214H253ZM258 213V212H256ZM6 216H7V213H5ZM75 214V215H76ZM250 214V215H252ZM76 215V218L78 217ZM139 215V214H138ZM145 215V214H144ZM172 215L174 214H168V213H165V214H158V216L156 217L155 219V222L159 223V222H163L162 224L163 225H160V226H157L152 234V240L153 242L155 243L156 247H155V251L156 252H159L160 255L159 258H157V263L156 264H190V262L188 261L189 259H186L187 258V254H188V251H189V248L186 246V245H181V246H177L174 244V241L172 240V236L168 235V234H162V230L165 228V226L169 223L168 219H170L169 217H171ZM249 215V216H250ZM259 218H261L263 215L262 213L258 214ZM106 216H108V214H100L99 212H94L92 211V213L90 214L89 216V220L92 221V220H95V219H98L99 217H101V219L105 218ZM120 216V214H119ZM191 216V215H190ZM213 216V217H212ZM249 216H246L247 218ZM257 217V218H258ZM223 218V216H222ZM243 218V217H242ZM79 219V217L77 218V220ZM214 219V221H213ZM218 219V218H217ZM221 219V218H220ZM264 219V218H263ZM222 220V219H221ZM220 220V221H221ZM233 220V219H232ZM255 220V219H254ZM142 221V220H141ZM12 222V221H11ZM112 222V221H111ZM258 223V222H257ZM198 224V223H197ZM196 224V225H197ZM200 224V223H199ZM198 224V226H199ZM202 224V223H201ZM253 224V222H252ZM251 224V225H252ZM255 224V223H254ZM260 224V223H259ZM190 225V224H189ZM203 225V224H202ZM247 225V223H246ZM246 225L244 224V228L246 227ZM258 225V224H257ZM126 225H120L119 227H117L116 229L119 231V234H118V237H123V236H126L127 232L124 231V229L126 230ZM148 226V225H146ZM4 227V225H3ZM190 227V226H189ZM200 227V226H199ZM253 227V226H252ZM45 228V227H44ZM205 228V227H204ZM20 229V228H19ZM23 228H21L20 230H22ZM140 229V228H139ZM138 229V231H139ZM192 229V228H191ZM246 229V228H245ZM36 230V229H35ZM46 230V229H45ZM147 230V229H146ZM197 230H199L197 228ZM229 230V228H228ZM18 231V230H17ZM47 231V230H46ZM167 231V230H166ZM246 231V230H245ZM244 231V232H245ZM251 231V229H250ZM253 231V230H252ZM226 232H229V231H226ZM262 232V231H261ZM20 232H16L15 231V236H20V234H18ZM48 233V232H47ZM260 233V232H259ZM10 234V232H9ZM196 234V233H195ZM253 234V232H252ZM142 235V234H141ZM139 236V238L136 236V238H138L137 240H140V238L142 239V237H145L146 235L144 236ZM49 236V235H48ZM208 236V237H207ZM258 236V235H257ZM256 236V237H257ZM131 237V236H130ZM135 237V236H134ZM209 237V239H210ZM246 237V236H245ZM17 238V237H15ZM15 238L14 239H10V241L6 244H11L15 241ZM50 238V237H48ZM69 237H65V239H68ZM117 238V237H116ZM120 238V242H121V253H126L127 251V248L122 244L123 242V239ZM136 238H134L136 240ZM264 238V237H263ZM97 239V238H96ZM252 239V238H251ZM253 239H257V238H253ZM252 239V240H253ZM259 239V238H258ZM50 240H53V238H51ZM50 240H48L47 242H49ZM208 240V239H207ZM207 240L205 242H207ZM249 240V239H248ZM247 240V241H248ZM254 241V240H253ZM257 241V240H256ZM255 241V242H256ZM264 241V240H263ZM262 241V242H263ZM54 241H52L53 243ZM127 242V241H126ZM260 242V241H259ZM244 243V242H243ZM242 243V245H243ZM252 245H253V242H251ZM33 244V243H32ZM245 244V247L246 245H249L248 243H244ZM50 245V244H49ZM48 245V246H49ZM261 245V244H260ZM36 245H31L29 248L28 251L32 250L36 251ZM46 246V245H45ZM254 246V245H253ZM252 246V247H253ZM97 247H100V243L98 242L97 243ZM190 247V246H189ZM243 247V246H242ZM262 247V246H261ZM260 247V248H261ZM244 248V247H243ZM248 248V246H247ZM256 249V248H255ZM264 249V246L263 248L261 249V251ZM49 250V249H48ZM59 250V249H58ZM134 250V249H133ZM137 250V249H135ZM245 250V248H244ZM243 250V252H244ZM108 251H111L110 249ZM108 251L106 252H103L101 251L99 254L93 256V257H86V258H83L84 256H81V261L79 264H88L87 263V258H92L94 260V264L95 263H99V264H112L111 262L108 261L109 258H114V257H117L119 253L115 252V251H111V253H108ZM154 250L152 252H155ZM248 251V249L246 250ZM253 251H255L253 249ZM260 251V254L258 256H264V251L261 252ZM135 252V251H134ZM138 252V251H137ZM199 252V251H198ZM33 253V254H34ZM245 253V252H244ZM247 253V252H246ZM245 253V255H246ZM249 253V252H248ZM247 253V254H248ZM209 254V255H208ZM241 254V253H240ZM250 254V253H249ZM256 254V252H255ZM121 255V254H120ZM157 257V256H156ZM238 257V256H237ZM247 258V255L242 257L241 260L243 263L246 262L247 264V261L244 262V258ZM249 257V256H248ZM185 258V259H184ZM245 258V260H247ZM155 259V257H154ZM164 259H168L169 261H165ZM193 259V258H192ZM240 259V258H239ZM238 259V260H239ZM156 260V259H155ZM184 260L185 263H182ZM238 262V261H237ZM249 262V261H248ZM258 262V261H257ZM242 263V264H243ZM251 262H249L250 264ZM262 263V262H261ZM260 263V264H261ZM235 264V263H233ZM263 264H264V261H263Z\"/></svg>",
  "mask_w": 264,
  "mask_h": 264
}]
</instances>
